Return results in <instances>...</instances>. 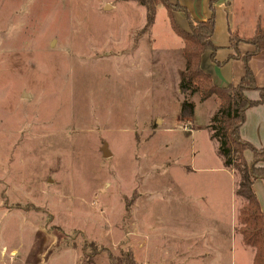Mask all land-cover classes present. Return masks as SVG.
<instances>
[{
  "label": "rangeland",
  "instance_id": "obj_1",
  "mask_svg": "<svg viewBox=\"0 0 264 264\" xmlns=\"http://www.w3.org/2000/svg\"><path fill=\"white\" fill-rule=\"evenodd\" d=\"M150 1L0 0V264H253L213 98L183 116Z\"/></svg>",
  "mask_w": 264,
  "mask_h": 264
},
{
  "label": "trees",
  "instance_id": "obj_2",
  "mask_svg": "<svg viewBox=\"0 0 264 264\" xmlns=\"http://www.w3.org/2000/svg\"><path fill=\"white\" fill-rule=\"evenodd\" d=\"M228 1V0H226ZM211 15L207 19L196 20L184 5L169 0H151L147 5L150 23L155 21V13L158 4H164L171 29L183 41V56L185 69L181 73L180 91L185 96L182 103L183 116L186 117L195 111V102L191 100L194 94L200 96L204 102L216 97L219 106L213 114L209 128L211 138L218 143V155L222 158L224 166L237 173L239 179L235 193L241 197L242 205L238 210L239 233L242 234L243 242L255 249L253 264H264V211L254 191L253 183L256 179L264 178V148L259 149L241 136L240 129L245 121L246 112L252 106L264 103V86L257 84L254 72L250 67L251 58L264 50V29L244 40L236 32L231 33V47L236 49L235 55L230 58H242L246 65L245 74L236 85L219 86L209 72L203 69L202 57L207 50H212V59L216 61L217 48L212 37L215 31V0L210 1ZM185 14L189 21V29L185 30L176 18V12ZM240 41L251 43L256 47L251 52L240 55L237 45ZM257 90L260 98L250 99L246 92ZM188 107L189 112L184 111ZM251 151L254 161L249 163L245 156L246 151ZM113 264H125L119 259L113 260ZM134 264V262H129Z\"/></svg>",
  "mask_w": 264,
  "mask_h": 264
},
{
  "label": "crops",
  "instance_id": "obj_3",
  "mask_svg": "<svg viewBox=\"0 0 264 264\" xmlns=\"http://www.w3.org/2000/svg\"><path fill=\"white\" fill-rule=\"evenodd\" d=\"M179 2L188 8L191 16L196 20L209 18L211 15L210 4L212 0H169ZM215 17L216 25L212 41L219 48L216 52L217 64L212 59V50H207L202 57L201 64L203 69L210 73L217 85L229 86L236 85L241 81L245 74L246 65L242 58H230L235 55L236 49L231 47V33L236 32L244 40L254 36L257 31L264 29V0H215ZM176 18L180 25L185 29H189V23L180 11L176 12ZM183 48V45H182ZM240 55L251 52L256 47L253 44L240 41L237 45ZM257 84L260 87L264 86V50L255 54L249 61ZM183 71V70H182ZM179 73V83L181 82V73ZM178 80V75L175 76ZM250 99L257 100L260 98V93L257 90L246 92ZM195 102L200 101V96L194 94ZM213 103L208 108V116L212 118L217 111L219 102L216 97H212ZM211 99V98H210ZM210 99L205 100L203 106ZM185 122H191L187 120ZM209 125V124H208ZM241 136L244 140L249 141L256 148H264V103L252 106L246 112L245 121L240 129ZM245 156L249 163L254 161V156L251 151H246ZM223 163V161H222ZM264 164V162H261ZM223 167L218 170L223 171ZM192 170V169H191ZM235 187V186H234ZM254 191L260 202L261 209L264 211V178L256 179L253 183ZM234 188V193H235ZM236 194V193H235ZM195 239L194 241H196ZM208 243V242H207ZM192 250V247H189Z\"/></svg>",
  "mask_w": 264,
  "mask_h": 264
},
{
  "label": "water",
  "instance_id": "obj_4",
  "mask_svg": "<svg viewBox=\"0 0 264 264\" xmlns=\"http://www.w3.org/2000/svg\"><path fill=\"white\" fill-rule=\"evenodd\" d=\"M109 8H110V6L107 5L106 9H109ZM52 44H53V43H52ZM109 155H111V153L109 152V150H108V146L106 145V146L104 147V156L107 157V156H109Z\"/></svg>",
  "mask_w": 264,
  "mask_h": 264
}]
</instances>
